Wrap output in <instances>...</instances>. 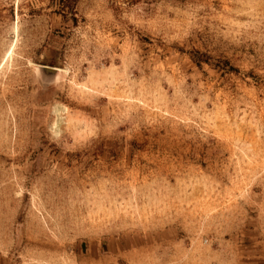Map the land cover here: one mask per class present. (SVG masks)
<instances>
[{
	"label": "rangeland",
	"instance_id": "rangeland-1",
	"mask_svg": "<svg viewBox=\"0 0 264 264\" xmlns=\"http://www.w3.org/2000/svg\"><path fill=\"white\" fill-rule=\"evenodd\" d=\"M0 264H264V0H0Z\"/></svg>",
	"mask_w": 264,
	"mask_h": 264
}]
</instances>
